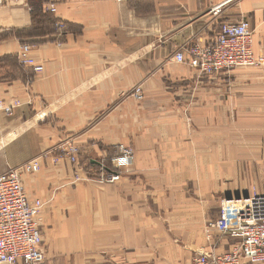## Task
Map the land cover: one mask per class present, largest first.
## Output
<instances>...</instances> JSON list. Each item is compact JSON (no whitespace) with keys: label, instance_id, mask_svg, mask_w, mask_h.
Wrapping results in <instances>:
<instances>
[{"label":"crops","instance_id":"obj_1","mask_svg":"<svg viewBox=\"0 0 264 264\" xmlns=\"http://www.w3.org/2000/svg\"><path fill=\"white\" fill-rule=\"evenodd\" d=\"M244 20L264 58V0H46L36 18L30 0H0V102L12 108L0 111V175L37 160L26 194L59 191L60 207L75 188L48 264H192L237 242L208 225L224 200L264 195V65L206 75L186 50ZM26 45L42 71L20 63ZM120 145L135 162L115 184L93 182L86 209L71 149L112 169Z\"/></svg>","mask_w":264,"mask_h":264},{"label":"built area","instance_id":"obj_2","mask_svg":"<svg viewBox=\"0 0 264 264\" xmlns=\"http://www.w3.org/2000/svg\"><path fill=\"white\" fill-rule=\"evenodd\" d=\"M45 11L57 13L56 5H47ZM59 37L66 30L63 22L56 24ZM254 33L246 20L237 24L223 26L220 36L210 45L195 44L186 52L206 75L244 67L264 65V58L254 52ZM31 47H23L18 59L23 66L32 67L36 72L43 70L36 65L30 56ZM186 52L176 55L178 63L185 62ZM135 97L144 98L143 91L137 88ZM0 111L12 112L0 102ZM72 148L71 153L77 154ZM135 159L131 146L121 145L113 158L112 169L104 164L99 167L103 174L98 177L101 183L115 184L119 182L124 170L130 168ZM75 162L76 158L73 156ZM41 166L37 160L10 169L0 175V264H44L46 252L44 238L40 227V216L45 203L41 199L28 198L24 183V174L38 173ZM77 180H83L78 177ZM209 230L231 237L237 242L224 253L198 252L192 264H264V195L255 193L247 198L224 200L221 203L220 216L210 222ZM212 235L207 240L212 242Z\"/></svg>","mask_w":264,"mask_h":264},{"label":"rangeland","instance_id":"obj_3","mask_svg":"<svg viewBox=\"0 0 264 264\" xmlns=\"http://www.w3.org/2000/svg\"><path fill=\"white\" fill-rule=\"evenodd\" d=\"M144 94V93H143ZM121 146V145H120ZM132 147V146H131ZM119 148V146H118ZM117 148V149H118ZM133 148V147H132ZM134 150V148H133ZM135 152V150H134ZM76 158V161L74 162L72 160V157ZM70 160L73 164L78 165L74 171H73V183L82 186V191L79 194V196L83 197V203L82 205L88 209L89 207V194H90V185H95V182H99L98 177H100L103 174V171H101L100 167L93 166L89 162H80L79 154H72L70 153ZM135 162V159H134ZM133 162V163H134ZM83 163V164H82ZM113 163V159H112ZM86 164V166L84 165ZM104 164V163H103ZM106 168H109L107 164H104ZM133 165V164H132ZM84 166V167H83ZM111 169V168H109ZM83 178V180H77V178ZM94 182V183H93ZM106 184V183H101ZM74 187L70 191V198L68 197L67 203L65 204L66 207L59 205L58 203V197L57 193L59 194V191H56V197H52L49 201H43L45 203V206L42 210L41 216H40V227L43 232V238H44V248L46 252V260L44 264H48L49 256H48V245L52 241L49 237V231L50 229L54 228L55 226H63L66 222H72L73 212L75 210V204L73 199V193H74ZM63 204V203H62ZM67 213V214H66ZM70 213V214H69ZM58 214H61L60 216ZM67 216L68 219H67ZM212 231V230H210Z\"/></svg>","mask_w":264,"mask_h":264},{"label":"trees","instance_id":"obj_4","mask_svg":"<svg viewBox=\"0 0 264 264\" xmlns=\"http://www.w3.org/2000/svg\"><path fill=\"white\" fill-rule=\"evenodd\" d=\"M37 0H30V7H31V10L32 12L34 13L35 15V18H36V15L38 14H43V4L46 0H38L40 4H37L36 3ZM40 5V6H39ZM38 11H41V12H38ZM40 16V15H39ZM36 20V19H35ZM44 31V30H43ZM43 31H40L43 32ZM53 33H55V31H53ZM16 36H25L27 33V31H19V32H15L14 33ZM14 66H18L16 64H14Z\"/></svg>","mask_w":264,"mask_h":264},{"label":"water","instance_id":"obj_5","mask_svg":"<svg viewBox=\"0 0 264 264\" xmlns=\"http://www.w3.org/2000/svg\"><path fill=\"white\" fill-rule=\"evenodd\" d=\"M247 198V197H246ZM239 199V198H238Z\"/></svg>","mask_w":264,"mask_h":264}]
</instances>
